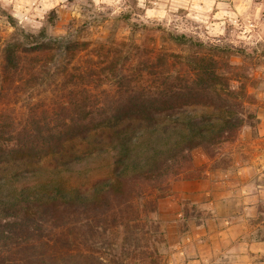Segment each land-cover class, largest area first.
I'll list each match as a JSON object with an SVG mask.
<instances>
[{
  "label": "rangeland",
  "instance_id": "rangeland-1",
  "mask_svg": "<svg viewBox=\"0 0 264 264\" xmlns=\"http://www.w3.org/2000/svg\"><path fill=\"white\" fill-rule=\"evenodd\" d=\"M10 40L21 43L15 65L3 57ZM202 54L245 87L250 125L213 157L194 149L154 205L136 198L126 211L138 209V228L109 217L98 239L95 215L96 232L85 219L69 227L85 233L83 251L122 264H264V0H0V199L110 177L121 144L163 117V91L193 79ZM136 96L145 103L127 108ZM24 129L66 137L19 150Z\"/></svg>",
  "mask_w": 264,
  "mask_h": 264
},
{
  "label": "trees",
  "instance_id": "trees-1",
  "mask_svg": "<svg viewBox=\"0 0 264 264\" xmlns=\"http://www.w3.org/2000/svg\"><path fill=\"white\" fill-rule=\"evenodd\" d=\"M177 38L185 40L186 36L181 34ZM20 44L16 40L5 44L3 57L7 65L17 64ZM210 49L230 51L219 46ZM192 58L200 62L194 68L196 76L181 78L176 86L163 91L169 103L163 117L149 114L145 128L137 136L133 135L136 139H131L132 144H121L110 177L84 191L57 186L52 193L23 194L22 190L8 200L0 199V264H122L115 258L83 251L77 242L85 238V233L80 238V230L73 231L69 223L81 224L85 219L89 231L96 232L91 223L98 217V239L105 238L109 217L114 224L129 227L134 223L138 228L143 221L138 209L134 214L126 211L134 209L136 198L154 205L156 192L164 188L170 176L182 173L192 163L194 149L200 148L213 157L222 144L234 140L244 125H250V118L254 116L244 105L245 87L236 86L233 78L224 76L214 55H192ZM143 100L140 96L129 98L126 107L144 104ZM73 128L66 124L63 131ZM65 137L58 134L53 139L24 129L13 145L19 150H57ZM115 205L120 209L117 216ZM82 213H92V216H82ZM149 264L157 262L151 260Z\"/></svg>",
  "mask_w": 264,
  "mask_h": 264
}]
</instances>
